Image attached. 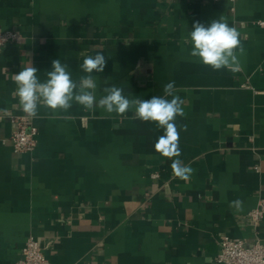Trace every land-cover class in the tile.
I'll use <instances>...</instances> for the list:
<instances>
[{"label":"crops","instance_id":"0c3cea01","mask_svg":"<svg viewBox=\"0 0 264 264\" xmlns=\"http://www.w3.org/2000/svg\"><path fill=\"white\" fill-rule=\"evenodd\" d=\"M220 18L240 33L236 71L189 54L193 23ZM260 20L264 0H0V25L22 35L0 49V264L30 235L49 264H218L225 234L264 242V219L255 228L248 217L264 195ZM97 52L107 62L93 73L97 99L113 85L130 99L163 96L175 81L187 180L154 148L163 131L132 110L41 106L38 145L14 150L10 116L25 113L14 74L31 64L43 82L59 59L79 80ZM237 199L242 211L229 207Z\"/></svg>","mask_w":264,"mask_h":264},{"label":"clouds","instance_id":"9594fccd","mask_svg":"<svg viewBox=\"0 0 264 264\" xmlns=\"http://www.w3.org/2000/svg\"><path fill=\"white\" fill-rule=\"evenodd\" d=\"M188 39L192 45L190 56L213 71H236L240 67L237 51L241 54L244 51L240 33L225 20H212L207 26L195 21ZM106 63L101 52L86 56L80 65L86 75L73 80L67 66L56 59L52 61V70L47 72V79L43 82L37 76V68L30 64L13 76L15 95L22 110L31 118H39L38 109L41 106L52 112L68 111L74 103L88 110L101 108L108 114L123 115L132 110L134 119L154 123L157 129L163 131L154 148L161 156L171 159L176 177L187 180L192 169L179 159L180 131H186L187 126L178 128L176 122L177 117L184 116V101L175 94L178 91L175 81L163 86V96L130 99L123 94V88L113 85L105 87L104 95L97 99L93 73H103ZM229 207L242 211L243 202L239 199L231 201Z\"/></svg>","mask_w":264,"mask_h":264},{"label":"built area","instance_id":"2783aa9c","mask_svg":"<svg viewBox=\"0 0 264 264\" xmlns=\"http://www.w3.org/2000/svg\"><path fill=\"white\" fill-rule=\"evenodd\" d=\"M259 22L264 24V21ZM21 37L19 31L3 28L0 25V49ZM10 120L13 125L10 140L14 150L21 153L33 151L38 145L39 131L35 118L29 117L26 113H15L10 116ZM153 176L157 177L159 174L154 173ZM248 217L253 227L257 228L260 225L264 219V195L259 198L256 206L250 209ZM216 261L218 264H264V242L257 239L249 244L246 239L225 234ZM6 264H49L45 245L35 236L30 235L23 245L22 256Z\"/></svg>","mask_w":264,"mask_h":264}]
</instances>
